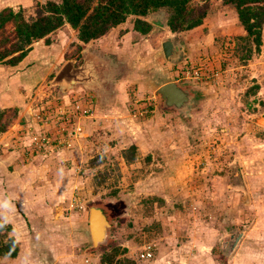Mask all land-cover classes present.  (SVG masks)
<instances>
[{"label": "rangeland", "instance_id": "obj_1", "mask_svg": "<svg viewBox=\"0 0 264 264\" xmlns=\"http://www.w3.org/2000/svg\"><path fill=\"white\" fill-rule=\"evenodd\" d=\"M48 1L60 3L0 0V11H21L30 21ZM209 7L200 27L181 33L151 25L141 35L130 16L86 44L95 46L86 56L70 26L50 35V55L64 54L55 71L89 58L101 90L78 84L63 95L49 87L51 73L26 100L21 97L29 117L17 133L18 156L28 158L32 170L60 174L25 185L59 187L63 206L54 218L71 225L81 220L74 264H264V43L259 54L241 61L237 38L244 32L234 12L221 0H210ZM149 16L161 25L169 18L164 9L144 19ZM167 38L176 52L170 60L161 47ZM168 83L189 93L187 116L165 108L158 90ZM14 110L0 109L10 127L19 117ZM77 126L81 133L67 149L34 147L32 138L63 142ZM131 147L134 159L127 162L123 155L132 156ZM50 159L55 161L47 168ZM234 159L244 174L240 190L229 173ZM95 208L113 217L110 238L98 247L88 224ZM234 229L244 233L229 249L224 243ZM146 251L153 257L141 260Z\"/></svg>", "mask_w": 264, "mask_h": 264}, {"label": "crops", "instance_id": "obj_2", "mask_svg": "<svg viewBox=\"0 0 264 264\" xmlns=\"http://www.w3.org/2000/svg\"><path fill=\"white\" fill-rule=\"evenodd\" d=\"M233 15L235 23L239 24L235 12ZM242 36H245V32ZM48 44L45 40L34 42L29 53L17 66L10 67L0 64V109H18L17 114H19L15 124L5 133L0 134V220L5 221L4 223L11 227L10 236L18 242L19 253L14 259L0 258V264H74L72 262L74 249L82 243L81 220H77V223L75 220L71 225L70 222L54 218V214L61 211L63 206L60 204L63 193L59 187L51 185L30 190L25 185L31 179L40 178L52 181V177L59 178L58 170L53 172H49V169L43 172L42 168L37 171L32 170L33 165L28 164L29 159L18 156L20 137L17 133L26 129L27 125L23 119L29 117L26 105L21 104L23 100L21 97L26 100L34 84L46 82L51 73H55L54 79L66 64L65 62L55 71V64H58L64 54L50 55V53H55L53 52L55 45L52 42ZM78 45L83 48L81 51L83 56L88 55L89 50L95 48L91 44L80 43ZM92 69L95 72L93 63ZM95 83L99 84L98 80L93 78L88 82L87 88L92 89ZM52 161L55 160L46 161L47 168L53 164ZM238 164L241 169L239 160ZM229 173L235 179V184L239 183L240 190L242 188L240 183L244 179L243 172L240 170L241 174L238 175L234 169H230ZM160 197L164 199L162 195ZM15 212L23 213L25 217L19 219Z\"/></svg>", "mask_w": 264, "mask_h": 264}, {"label": "trees", "instance_id": "obj_3", "mask_svg": "<svg viewBox=\"0 0 264 264\" xmlns=\"http://www.w3.org/2000/svg\"><path fill=\"white\" fill-rule=\"evenodd\" d=\"M194 0H60L48 1L36 10V17L28 21L21 11L11 8L0 11V64L17 66L29 53L34 42L45 40L65 25L77 32V40L88 44L105 36L110 30L134 16V30L141 35L150 32L151 25L144 18L152 12L167 10L168 28L172 33L191 31L200 27L209 14L210 0L200 6H192ZM221 5L233 10L245 36L237 38L241 61H248L252 54H259L264 29V0H221ZM242 44L239 45V44ZM17 112V110H14ZM0 112V134L10 127ZM136 148L131 147L134 159ZM11 227L0 221V258L14 259L19 253V244L10 236ZM94 247L98 245L93 243Z\"/></svg>", "mask_w": 264, "mask_h": 264}, {"label": "water", "instance_id": "obj_4", "mask_svg": "<svg viewBox=\"0 0 264 264\" xmlns=\"http://www.w3.org/2000/svg\"><path fill=\"white\" fill-rule=\"evenodd\" d=\"M147 22L152 26H157L162 29L168 28V22L162 25L156 22L155 18L148 17ZM174 46L171 38H167L161 45L164 56L169 60V48ZM175 49V46H174ZM76 61H68L63 68L58 72L54 79L49 83L50 88H58L61 94L66 95L71 89L75 88L78 84L88 86L92 78H95V73L92 69V61L85 58L80 67H75ZM92 74V75H91ZM96 79V78H95ZM158 93L163 100L164 106L167 109L175 110L183 116L189 114V105L191 103L190 95L187 91L180 88L176 83H168L163 85ZM230 169H234L240 175L239 164L236 159L230 162ZM240 180V179H239ZM241 182V180H240ZM242 183V182H241ZM244 189V188H243ZM242 189V190H243ZM113 217L109 216V212L103 208H95L90 210L89 214V232L92 241L96 245H103L108 242L110 238V230L112 228ZM235 230V229H234ZM244 231L236 229L230 234L224 243V246L229 249H234L236 243L239 242Z\"/></svg>", "mask_w": 264, "mask_h": 264}, {"label": "built area", "instance_id": "obj_5", "mask_svg": "<svg viewBox=\"0 0 264 264\" xmlns=\"http://www.w3.org/2000/svg\"><path fill=\"white\" fill-rule=\"evenodd\" d=\"M87 113V112H84ZM81 133V128L79 126L74 127V129L68 133V138L66 140H63V142H59V140H53L47 135H40L38 138H32L34 141V147H38L39 149H45L46 151H50L51 149L53 150H59L62 149L63 147L69 148L70 142L73 139H77L78 136ZM62 145V147H60ZM141 260H150L153 255L149 251H146L142 253L140 256Z\"/></svg>", "mask_w": 264, "mask_h": 264}, {"label": "flooded vegetation", "instance_id": "obj_6", "mask_svg": "<svg viewBox=\"0 0 264 264\" xmlns=\"http://www.w3.org/2000/svg\"><path fill=\"white\" fill-rule=\"evenodd\" d=\"M168 52H169V54H170V55H169V60H170V59H172V58L175 56V54H176L175 49H174V46H173L171 49L169 48ZM98 86L100 87L99 84H96V83H95V84L93 85L92 88H94L96 91H98V89H99ZM102 87H103V89H104V86H103V85H102ZM104 90H105V89H104ZM99 91H100V92H99ZM99 91H98V92L101 93V90H99ZM104 92H105V91H104Z\"/></svg>", "mask_w": 264, "mask_h": 264}]
</instances>
